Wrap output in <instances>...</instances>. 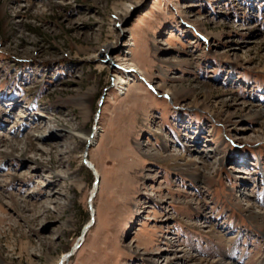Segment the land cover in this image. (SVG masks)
Returning <instances> with one entry per match:
<instances>
[{"label": "rangeland", "instance_id": "1", "mask_svg": "<svg viewBox=\"0 0 264 264\" xmlns=\"http://www.w3.org/2000/svg\"><path fill=\"white\" fill-rule=\"evenodd\" d=\"M0 154V264H260L264 0H0Z\"/></svg>", "mask_w": 264, "mask_h": 264}, {"label": "bare ground", "instance_id": "2", "mask_svg": "<svg viewBox=\"0 0 264 264\" xmlns=\"http://www.w3.org/2000/svg\"><path fill=\"white\" fill-rule=\"evenodd\" d=\"M111 47H112L111 45L106 46V51L107 52H110ZM69 133L76 135L74 133V130H72V129H69ZM77 136L80 137L83 140L88 141L91 138L92 134H90V133H88V134H80V135H77ZM11 146L14 148L13 145H11ZM0 157H1V154H0ZM87 166L90 167V168H92V170L96 171L97 173H99L98 170H97V168L95 167V165L92 162H89V164H87ZM96 184H97L96 187H95L96 189L95 188L93 189L94 190V193L96 191H98V182ZM248 207L251 209L252 208V205H250ZM251 215H252L253 219L256 222H261L260 224H262V226L264 225V209H263V211H261L259 213H251ZM68 256H69L68 254H64L60 258V260L57 262V264H66V262L70 259ZM189 257L190 256L188 255V253L186 251H181L180 254L176 258H181L182 261H183V260H187ZM191 258H192V260L195 261V262H193L191 264H237V261L235 259H234L235 261L230 260L229 262H226L222 258L221 259H216L214 261H204V260L199 259L197 257L194 258V255H192ZM179 261H181V260H179ZM166 264H171V261L170 260H167V263ZM260 264H264V261L260 262Z\"/></svg>", "mask_w": 264, "mask_h": 264}, {"label": "water", "instance_id": "3", "mask_svg": "<svg viewBox=\"0 0 264 264\" xmlns=\"http://www.w3.org/2000/svg\"><path fill=\"white\" fill-rule=\"evenodd\" d=\"M86 161V164H89V162L87 160ZM97 182H98V178H97ZM89 226H86V229L88 228ZM86 233V230L83 231V235Z\"/></svg>", "mask_w": 264, "mask_h": 264}]
</instances>
